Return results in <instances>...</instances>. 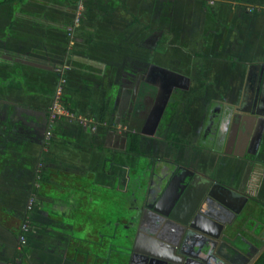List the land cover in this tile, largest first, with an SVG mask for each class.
<instances>
[{
	"label": "crops",
	"instance_id": "crops-1",
	"mask_svg": "<svg viewBox=\"0 0 264 264\" xmlns=\"http://www.w3.org/2000/svg\"><path fill=\"white\" fill-rule=\"evenodd\" d=\"M202 1L205 6L208 0ZM211 1L212 6L217 7L213 11V20H221L220 23L228 21V41L235 44L236 40L237 46H234V49L236 52L240 50L239 55L247 60L241 75L243 78L249 65L264 64V0ZM66 28L69 37L76 36L81 29L80 26L73 28L71 24ZM52 43L48 57L33 54L35 52L32 53L29 47L16 50L12 56L14 60L47 66L49 70L53 67L56 75L65 80L62 91L57 89L56 93L59 91L57 94H66L67 100L71 99L67 101V106L71 109L69 112L87 119L96 127L94 132H90L88 126L79 125L70 117L59 114L51 124L50 137L46 139L44 132L36 128L33 120L42 114L47 118L48 109L53 102L52 98H48L50 96L46 97L45 93H42L43 86L38 87V91L33 88L31 91L28 89L25 94L21 93L23 101L12 98L15 92L9 97L13 99L12 102L0 100L10 104L13 109H25L28 112L27 118L32 119L26 128L30 131L27 133L28 137L16 143L17 146L12 144V154L0 159V171L5 173V177H15L16 172L22 170L23 178L29 180L27 187L21 184L11 188L0 185V193L17 195L15 198L7 196L5 200L0 197L9 212L2 216L10 221L14 217H25L30 226L25 243L26 250L23 253L16 250V237L10 226H0V264H124L126 256L123 248L130 241L121 236L122 225L131 218H136L139 208L150 207L155 201L168 212L175 209L177 201L172 203V200L166 197V184L175 169L174 163L191 167L200 174L212 173L216 183L233 186L238 177L234 172L228 175L220 170H213L214 153L203 152L200 146H194V135L184 130L185 119L182 116L175 117L170 111L175 123L169 124V130L189 146H171L163 140V132L155 136L158 128L162 130L166 126L161 123V118L165 117L167 120L169 110L164 114L163 111L160 117L156 115L153 120L150 118L139 130L136 126H126L124 117L127 109H137V112L132 111V114L143 117L145 104L150 98L147 87L150 84L146 87L137 84L136 90L133 91L122 90L124 95L118 96L113 103L112 99H108V94L101 99L98 107L93 109L90 88L76 84L75 80L72 81L69 77L66 81L63 74V70H67L70 63L83 54L82 43L67 41L62 49V60L56 57L61 44ZM51 73L53 72L49 71V74ZM79 97L84 98L85 102L83 107L79 102L80 109L72 100ZM61 103L63 104L62 100L57 101L58 107L63 110L65 108ZM102 104L108 107L105 123L98 122ZM168 119L170 120V117ZM40 120L43 121L41 117ZM186 121L191 122L188 118ZM145 125L152 127L153 136L152 131L148 136L144 134ZM191 126L195 129V124ZM122 127L139 135L138 155L126 153L125 137L120 131ZM144 136L152 139L150 150L146 152L143 147ZM195 158H201L200 165L194 163ZM261 171L264 175V168ZM39 173L42 177L36 187L33 182ZM248 188L249 191L264 189V177H251ZM167 193L172 195V191ZM180 193L179 190H173V194L178 198L179 195L181 197ZM29 197L34 198L32 207L35 212L29 213L25 209ZM191 198L193 199V196ZM262 198L264 192L262 196H257L259 201H262ZM151 218L153 215L149 216V220ZM157 221L158 219L154 218L152 223ZM240 234L246 238L245 233Z\"/></svg>",
	"mask_w": 264,
	"mask_h": 264
},
{
	"label": "rangeland",
	"instance_id": "rangeland-1",
	"mask_svg": "<svg viewBox=\"0 0 264 264\" xmlns=\"http://www.w3.org/2000/svg\"><path fill=\"white\" fill-rule=\"evenodd\" d=\"M212 4L211 0L206 1L205 6L202 0H24L19 5L0 6V100L12 102L13 99L9 98L12 92L16 93L12 98L22 100L21 93L33 88L38 91L42 86V93L52 98V104L54 100L61 102L67 99L66 94L56 93L57 89L62 91L65 80L59 84L53 67L49 70V67L38 66L35 62L14 60L12 55L16 50L29 47L32 53L35 52L33 54L48 57L54 42L61 44L56 57L62 60V49L67 41L80 42L83 54L73 60L63 74L66 81L69 77L76 84L90 88L93 109L108 94L113 103L122 90L131 89L136 74H140L141 80L156 88L153 112H149L146 121L155 119L156 115L160 117L165 109H170L173 116L185 118L184 130L195 138L198 130L194 132L191 125L200 119L207 100L234 101L233 93L235 101L238 100L241 75L247 62L239 55L240 50L236 52L234 49L237 41L234 40L235 44L228 41V21L220 23L221 20H213V11L217 7ZM70 24L73 28L81 27L76 36H67L66 27ZM47 70L53 73L49 74ZM72 100L78 109L81 108L79 102L82 107L85 104L84 98ZM63 110L72 121L82 125L81 121L86 120L89 131H95L96 126L87 119ZM188 111L192 114L188 118L190 123L185 117ZM27 113L25 109H13L10 104L0 101V159L12 154V144L17 146L16 143L28 137L30 131L26 128L32 119L27 118ZM47 119L43 114L33 119L44 136ZM170 119L175 123V118ZM117 120L120 121L119 117ZM161 123L166 125L165 117L161 118ZM169 124L162 130L158 128L155 136L159 132L163 135L171 133ZM91 127H94L93 131ZM121 129L122 132L125 130L124 127ZM151 131L152 127L145 125L144 134L148 136ZM143 139L144 151H149L152 139L145 136ZM194 163L200 165L201 158H195ZM234 164L230 160L222 172L231 174L235 170ZM28 181L23 178L22 170L16 172L15 177H5V173L0 171V185L11 188L21 184L27 187ZM39 181L35 177L34 186L37 187ZM263 192L261 189V196ZM7 196L15 198L17 195L0 193L3 200ZM3 200H0V226H10L16 237L21 223L25 220L28 224V220L14 217L10 221L3 217L8 212ZM34 210L31 207L26 211L31 213ZM125 233L123 231L121 236Z\"/></svg>",
	"mask_w": 264,
	"mask_h": 264
},
{
	"label": "flooded vegetation",
	"instance_id": "flooded-vegetation-1",
	"mask_svg": "<svg viewBox=\"0 0 264 264\" xmlns=\"http://www.w3.org/2000/svg\"><path fill=\"white\" fill-rule=\"evenodd\" d=\"M137 84L147 86L140 74L135 76L132 91ZM147 87L150 98L143 117L132 114L137 109H127L126 126L141 129L147 114L153 112L156 88ZM233 97L234 101L214 98L206 101L200 121H195L194 132H198L194 146L214 153V171L222 172L227 162H234L233 172L238 180L235 179L233 186L216 183L212 173L200 174L191 167L174 163L175 169L166 184V197L172 203L177 201L175 209L168 212L155 201L150 207L139 208L136 218L122 225V231L126 232L122 237L130 241L123 248L124 264H264V198L259 201L260 191L248 190L251 177H264L261 171L264 168V64L248 66L238 100L235 101V93ZM168 110L166 125L172 123L168 119L170 109H165L163 114ZM185 117L190 119L191 112ZM127 132L125 128L121 135ZM169 134L174 133L165 134L163 140ZM173 190H179L181 197L175 196ZM171 191L169 196L167 192ZM210 194L221 205L209 199ZM154 218L158 221L152 223Z\"/></svg>",
	"mask_w": 264,
	"mask_h": 264
},
{
	"label": "trees",
	"instance_id": "trees-1",
	"mask_svg": "<svg viewBox=\"0 0 264 264\" xmlns=\"http://www.w3.org/2000/svg\"><path fill=\"white\" fill-rule=\"evenodd\" d=\"M22 1L24 0H0V6L3 5H11V4H16L19 5L22 3ZM67 99L63 100V104L62 107L67 109L68 111H71V109L67 106ZM107 112H108V107L106 104H102L101 108H100V112H99V118H98V122L99 123H105L106 117H107ZM125 141H126V146H125V151L128 154H132V155H138L139 154V135H137L136 133H126L125 135ZM164 141L167 142L168 144H170L173 147H178V146H182L185 147L188 145V143H186L183 140L178 139L174 134H169L164 138ZM37 179L41 180L42 174H36ZM25 218V217H24ZM24 250H26V246L21 247V249L19 250V252L23 253Z\"/></svg>",
	"mask_w": 264,
	"mask_h": 264
},
{
	"label": "built area",
	"instance_id": "built-area-1",
	"mask_svg": "<svg viewBox=\"0 0 264 264\" xmlns=\"http://www.w3.org/2000/svg\"><path fill=\"white\" fill-rule=\"evenodd\" d=\"M70 30V29H69ZM56 72H58V70H56ZM60 82H63L62 79L59 80V83ZM53 109H56L57 111L56 112H53L52 110ZM61 114V115H64L66 117H69L65 111H62L59 107H58V104L57 102L53 103L51 105V110H49V113H48V119H47V126H46V131H45V138L48 139L50 137V127H51V124L52 122L57 118V116ZM88 122L86 120H82L81 121V124L83 126H87ZM91 131L94 130V127H91L90 128ZM37 177V176H36ZM33 197H29L26 201V204H25V209L26 210H30L31 207H32V204H33ZM28 224H27V221H23L19 227V230H18V234L16 236V250H19L21 247H23L26 243V236H27V231H28Z\"/></svg>",
	"mask_w": 264,
	"mask_h": 264
},
{
	"label": "bare ground",
	"instance_id": "bare-ground-1",
	"mask_svg": "<svg viewBox=\"0 0 264 264\" xmlns=\"http://www.w3.org/2000/svg\"><path fill=\"white\" fill-rule=\"evenodd\" d=\"M259 118H260V117H259ZM253 125H254V124H253ZM248 131H249V130H248ZM251 133H252V132H251ZM245 141H246V140H245ZM176 182H177V180L175 181L173 187L176 186ZM195 184H196V183H195ZM193 186H194V184H193ZM200 186H201V185H200ZM196 189H197V188H196ZM200 190H201V189H200ZM195 194H196V193H195ZM188 195H189V194H188ZM188 195H187V196H188ZM195 196H196V195H195ZM188 198H189V197H188ZM187 200H188V199H187ZM191 200H192V198H191ZM191 200H190V201H191ZM185 201H186V200H185ZM190 201H189V202H190ZM192 201H194V200H192ZM198 201H199V200H198ZM187 203H188V202H187ZM191 203H192V202H191ZM191 203H190V204H191ZM190 204H189V205H190ZM192 204H193V203H192ZM200 204H201V203H200ZM186 205H187V204H186ZM183 206H184V205H183ZM187 207L189 208L190 206H187ZM184 208H186V207L184 206ZM176 210H177V209H176ZM178 210H179V209H178ZM182 210H183V209H182ZM175 212H176V211H175ZM179 212H180V211H179ZM190 212H191V211H190ZM179 214H180V213H179ZM174 215H176V214H174ZM177 215H178V214H177ZM177 218H178V217H177Z\"/></svg>",
	"mask_w": 264,
	"mask_h": 264
},
{
	"label": "water",
	"instance_id": "water-1",
	"mask_svg": "<svg viewBox=\"0 0 264 264\" xmlns=\"http://www.w3.org/2000/svg\"><path fill=\"white\" fill-rule=\"evenodd\" d=\"M146 85H148V84H146ZM150 86V85H149ZM152 88V87H151ZM125 133L123 134V137H125ZM123 137H122V140H123ZM125 139V138H124ZM208 198L209 199H211V200H214V201H216V202H218L220 205H221V203L219 202V201H217V200H215L213 197H212V195L210 194V195H208Z\"/></svg>",
	"mask_w": 264,
	"mask_h": 264
}]
</instances>
